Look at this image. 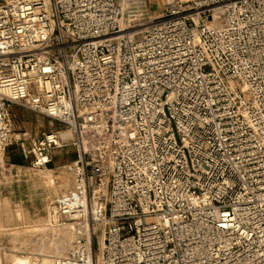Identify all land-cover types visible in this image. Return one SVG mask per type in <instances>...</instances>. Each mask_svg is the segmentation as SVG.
<instances>
[{"label":"built area","instance_id":"obj_1","mask_svg":"<svg viewBox=\"0 0 264 264\" xmlns=\"http://www.w3.org/2000/svg\"><path fill=\"white\" fill-rule=\"evenodd\" d=\"M0 0V175L75 153L61 255L0 264H264V0ZM16 105L64 125L15 134ZM22 142V143H23Z\"/></svg>","mask_w":264,"mask_h":264},{"label":"rangeland","instance_id":"obj_2","mask_svg":"<svg viewBox=\"0 0 264 264\" xmlns=\"http://www.w3.org/2000/svg\"><path fill=\"white\" fill-rule=\"evenodd\" d=\"M171 0H118L124 10V21L159 15L164 12L166 4ZM14 132L16 135L28 131L34 137L44 131L61 130L64 125L41 114L16 105L11 111ZM14 140L5 154L7 166L11 170L0 175V254L4 248L8 252L30 249L39 254H65L74 241H70L65 249L50 248L53 242V227L49 219L56 199L68 190L73 181L71 161H63L58 150L46 170H36L30 166L31 158L25 150L30 140ZM69 153L72 149L65 148ZM14 157L20 162L14 161ZM55 180L48 184L46 175ZM41 174L42 181L37 183L32 175ZM46 177V178H44ZM45 182V183H44ZM63 190V191H62ZM9 221V222H8ZM55 227H58L57 225Z\"/></svg>","mask_w":264,"mask_h":264},{"label":"bare ground","instance_id":"obj_3","mask_svg":"<svg viewBox=\"0 0 264 264\" xmlns=\"http://www.w3.org/2000/svg\"><path fill=\"white\" fill-rule=\"evenodd\" d=\"M170 2V1H169ZM122 25L124 26L125 23L124 21L122 22ZM50 171H52L51 169L48 170V174L46 175L47 177V183L48 184H52L55 186L54 183H50L55 181L52 176H50ZM42 175L41 174H34L32 175V178H34L36 180L37 183H40L42 181ZM44 177V178H46ZM45 183V182H44ZM63 191V190H62ZM67 190H65L66 192ZM63 192V193H65ZM9 222V221H8ZM56 226V225H55ZM53 227V242L51 245H47L50 248H60V249H65L67 244L70 243V241H72L75 238V234L74 232L67 226H58V227ZM66 253V252H65Z\"/></svg>","mask_w":264,"mask_h":264},{"label":"crops","instance_id":"obj_4","mask_svg":"<svg viewBox=\"0 0 264 264\" xmlns=\"http://www.w3.org/2000/svg\"><path fill=\"white\" fill-rule=\"evenodd\" d=\"M60 154V156H61V158H62V160L63 161H66V162H70V161H72L73 160V158L75 157V154H73V153H69V151L68 150H62L61 152H59Z\"/></svg>","mask_w":264,"mask_h":264},{"label":"trees","instance_id":"obj_5","mask_svg":"<svg viewBox=\"0 0 264 264\" xmlns=\"http://www.w3.org/2000/svg\"><path fill=\"white\" fill-rule=\"evenodd\" d=\"M14 161H16V162H20V159L17 158V157H14Z\"/></svg>","mask_w":264,"mask_h":264}]
</instances>
